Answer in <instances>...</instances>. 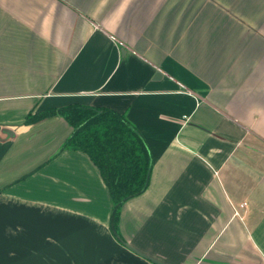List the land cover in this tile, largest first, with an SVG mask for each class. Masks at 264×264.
I'll return each mask as SVG.
<instances>
[{"label":"crops","instance_id":"crops-1","mask_svg":"<svg viewBox=\"0 0 264 264\" xmlns=\"http://www.w3.org/2000/svg\"><path fill=\"white\" fill-rule=\"evenodd\" d=\"M73 104L150 149L121 241L68 122L26 125ZM0 264H264V0H0Z\"/></svg>","mask_w":264,"mask_h":264},{"label":"trees","instance_id":"trees-1","mask_svg":"<svg viewBox=\"0 0 264 264\" xmlns=\"http://www.w3.org/2000/svg\"><path fill=\"white\" fill-rule=\"evenodd\" d=\"M58 114L73 129L64 148L88 155L108 187L114 209L110 227L119 238L122 206L148 186L152 167L148 144L124 114L109 108L73 104L58 110L31 112L26 125Z\"/></svg>","mask_w":264,"mask_h":264},{"label":"built area","instance_id":"built-area-1","mask_svg":"<svg viewBox=\"0 0 264 264\" xmlns=\"http://www.w3.org/2000/svg\"><path fill=\"white\" fill-rule=\"evenodd\" d=\"M246 206V204H243L241 207L244 208Z\"/></svg>","mask_w":264,"mask_h":264}]
</instances>
